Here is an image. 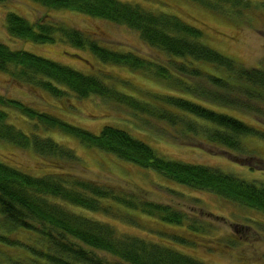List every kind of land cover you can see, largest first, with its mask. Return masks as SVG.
<instances>
[{
	"label": "trees",
	"instance_id": "1",
	"mask_svg": "<svg viewBox=\"0 0 264 264\" xmlns=\"http://www.w3.org/2000/svg\"><path fill=\"white\" fill-rule=\"evenodd\" d=\"M7 1L0 0V3ZM30 1L46 9L69 10L125 26L136 31L149 47L166 54L168 59L162 64L131 52L114 51L82 30L49 20L52 19L49 15L48 20L32 24L17 14L8 13L5 29L9 36L37 44H53L58 40L67 42L76 49L90 51L101 63L142 71L189 97H154L159 106L143 103L133 96L108 88L98 77L83 75L54 61L23 50H11L0 43V72L8 74L16 82L45 91L55 98L73 95L77 99H87L97 96L133 110L150 112L179 127L183 136L202 137L211 145L235 153H246L245 138L264 140V130L206 108L194 100L234 109L264 122V68L243 67L209 48L203 43L201 30L177 16L154 13L138 4L120 0ZM192 1L216 11L237 14H242L250 6L247 0ZM68 55L81 59L76 54ZM7 109L42 124L46 131H61L90 149L155 171L188 189L209 192L237 207L264 215L262 181L242 179L210 166L169 160L121 128L104 126L99 134H93L0 94V140L21 149L32 147L39 157L52 162L48 165L52 172L40 177L0 163V216L4 220L3 227L11 231L23 229L40 233L47 242L46 248L30 249V256L14 262L9 260L11 264H207L174 247L121 235L108 222L75 213L69 206L109 214L112 203H115L165 224L186 227L192 233L209 232L213 227L210 223L194 220L182 210L126 192L113 180L101 182L76 172H64V164L74 166L80 163L74 152L51 139L27 136L9 124ZM194 200L198 204L199 199ZM242 224L253 228L258 223L245 218ZM170 239L176 243L188 242L177 235ZM0 240L20 245L2 235ZM237 243L232 237L227 247Z\"/></svg>",
	"mask_w": 264,
	"mask_h": 264
},
{
	"label": "rangeland",
	"instance_id": "2",
	"mask_svg": "<svg viewBox=\"0 0 264 264\" xmlns=\"http://www.w3.org/2000/svg\"><path fill=\"white\" fill-rule=\"evenodd\" d=\"M120 1L138 4L154 13L177 16L201 30L203 43L209 48L243 67L264 68V0H247L250 6L242 14L216 11L192 0ZM8 13L17 14L32 24L38 20H48L49 15L52 17L49 20L82 30L87 36L100 39L105 47L114 51L131 52L147 60L166 63L167 55L149 47L136 31L69 10L46 9L30 0H8L6 3H0V43L11 50H23L69 67L83 75L98 77L108 88L133 96L143 103L155 105L154 97L166 95L189 97L142 71H132L122 65L101 63L90 51L76 49L67 42L58 40L53 44H37L11 37L5 29ZM71 53L81 59L70 57L68 54ZM0 94L93 134H99L104 126L121 128L166 159L210 166L242 179L264 182V140L245 138L243 144L246 153H235L211 145L202 137L195 139L183 136L179 127L172 126L150 112L133 110L97 96L87 99H77L73 95L55 98L45 91L18 83L2 72ZM194 100L206 108L264 130V122L255 120L251 115ZM156 105L159 106L158 103ZM7 112L9 124L27 136L51 139L74 152L80 163L74 166L64 164V172H76L82 177L101 182L113 180L119 187L125 188L126 192L182 210L190 214L194 220L212 224L213 228L209 232L192 233L186 227L165 224L159 219L115 203H112L113 207H110L109 214L92 213L69 206L71 211L108 222L121 235L140 237L174 247L207 264H264V215L237 207L209 192L188 189L155 171L90 149L78 139L61 131H46L45 126L20 115L15 110L7 109ZM0 163L34 177L52 172L48 166L52 163L51 160L39 157L32 147L21 149L3 140H0ZM194 198L199 199L198 204ZM245 218H250L258 224L253 228L244 224L247 226L245 227L242 224ZM3 223L4 220L0 216V235L18 242L21 246L0 240V264H11L9 260L12 259L13 262L25 259L31 255L30 249L47 247L46 239L40 233L23 229L11 231L3 227ZM173 235L180 236L188 242L186 244L173 242L170 239ZM232 237L238 243L229 248L227 242Z\"/></svg>",
	"mask_w": 264,
	"mask_h": 264
}]
</instances>
